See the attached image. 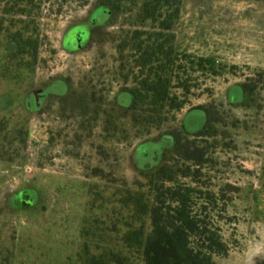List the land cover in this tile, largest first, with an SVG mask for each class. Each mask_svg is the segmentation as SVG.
<instances>
[{
    "label": "rangeland",
    "instance_id": "rangeland-1",
    "mask_svg": "<svg viewBox=\"0 0 264 264\" xmlns=\"http://www.w3.org/2000/svg\"><path fill=\"white\" fill-rule=\"evenodd\" d=\"M12 1L0 0V18H10ZM29 11L38 14L43 39L38 66L24 80L0 79V120L9 125L0 128V263L87 264L81 253L88 241L97 254L114 246L144 264L123 221L119 232L107 230L129 218L110 200L121 178L131 184L157 163L170 125L138 138L131 131L127 141L104 131L109 114L122 116L129 103L119 93L113 39L122 20L108 24L109 9L96 0H42ZM175 33L180 53L214 63L215 72L189 71L194 86L171 126L188 135L200 130L207 117L195 106L208 103L222 119L215 136L197 138L208 162L194 182L229 200L222 233L231 249L217 262L257 264L264 258V0H183ZM244 82L256 86L253 94H244ZM116 120L131 126L128 116ZM95 166L117 183L93 176Z\"/></svg>",
    "mask_w": 264,
    "mask_h": 264
},
{
    "label": "trees",
    "instance_id": "trees-1",
    "mask_svg": "<svg viewBox=\"0 0 264 264\" xmlns=\"http://www.w3.org/2000/svg\"><path fill=\"white\" fill-rule=\"evenodd\" d=\"M32 1H12L5 8L10 18H0V79L24 80L38 66L43 39L38 14L32 15L29 7L40 8L42 0L36 6H32ZM182 3L183 0H96L97 6L109 9L108 24L122 20L119 37L113 39L119 93L129 97L122 116L112 120L114 116L109 114L104 131H112L113 136L121 133L127 141L131 131L138 138L149 135L154 128L170 125L165 132L170 144L158 153L157 163L145 165L140 171L141 178L131 184L121 178L120 188L110 200L120 205L117 215L128 211L129 218L118 217L107 230L119 232L123 226L130 229L135 242L128 245L142 250L144 264H218L217 257L228 255L231 249L222 233L229 202L226 192L204 190L194 183L199 168L208 162L205 148L197 138L215 136V125L222 119L215 106L208 103L195 106L207 117L200 130L188 135L171 126L177 112L186 106L194 86L195 79L189 71L198 65L215 72L211 58L178 50L175 29ZM241 86L245 95L256 90L249 82ZM127 116L131 121L129 128L116 120ZM7 125L0 120L2 130ZM165 151L167 154L162 158ZM7 153V159L12 160L13 153ZM92 175L117 183V176L101 166H95ZM185 178L192 180L187 182ZM122 221L123 226L119 224ZM84 235L88 236L89 230ZM81 258L87 264H134L114 246L97 254L88 241L83 245ZM257 264H264V258L258 259Z\"/></svg>",
    "mask_w": 264,
    "mask_h": 264
}]
</instances>
